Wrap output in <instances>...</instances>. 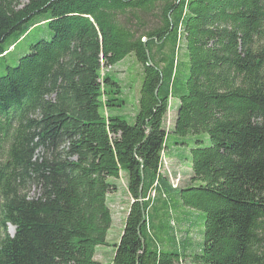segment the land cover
I'll return each mask as SVG.
<instances>
[{"label": "trees", "instance_id": "obj_1", "mask_svg": "<svg viewBox=\"0 0 264 264\" xmlns=\"http://www.w3.org/2000/svg\"><path fill=\"white\" fill-rule=\"evenodd\" d=\"M130 55L132 123L110 70ZM0 69V264H104L121 171L111 264H264V0H0ZM175 98L170 131L208 138L181 188L162 172Z\"/></svg>", "mask_w": 264, "mask_h": 264}, {"label": "rangeland", "instance_id": "obj_2", "mask_svg": "<svg viewBox=\"0 0 264 264\" xmlns=\"http://www.w3.org/2000/svg\"><path fill=\"white\" fill-rule=\"evenodd\" d=\"M27 2V0H22ZM36 33H31L29 38L21 43V48L7 57L9 64L14 66L17 63V58L29 50V44L36 40ZM111 73L115 78L122 82L120 95L122 97V109L116 108L118 113L125 116L128 122L134 121L133 114L137 109L140 66L137 64L133 56L126 57L123 61L115 64L111 69ZM5 74V70L0 69V76ZM118 96V97H119ZM178 99L171 100L167 115L165 118V126L168 132L167 147L162 154V172L165 173L172 187L181 188L189 183L191 178V169L189 164V149L199 145L198 140L203 142L200 145L208 143L207 134L201 132L198 134L177 135L170 131L174 126L176 117V107ZM113 108H111L112 110ZM117 112V111H116ZM125 176L126 172L124 171ZM111 182L116 184V191L108 194L107 202L111 211L112 222L107 231L106 241L107 245H99L96 247L95 258L102 261L104 264H111L114 254V244L119 241L122 233L124 217L127 213L130 196L126 188V179L111 178ZM199 214L197 221H193L195 227L200 228L201 233L199 239L201 245L203 244V222L204 213L196 211ZM8 233L12 235L13 230L8 228ZM180 264H192L188 259L180 262Z\"/></svg>", "mask_w": 264, "mask_h": 264}, {"label": "crops", "instance_id": "obj_3", "mask_svg": "<svg viewBox=\"0 0 264 264\" xmlns=\"http://www.w3.org/2000/svg\"><path fill=\"white\" fill-rule=\"evenodd\" d=\"M119 178H121V179H123V178H125L126 179V176H125V173H124V171H121L120 172V177ZM107 197H108V195H107ZM131 201V200H130ZM130 201H129V203H130ZM128 210V209H127ZM127 214V213H126ZM125 217H126V215H125ZM125 217H124V219H125ZM100 261V260H99Z\"/></svg>", "mask_w": 264, "mask_h": 264}, {"label": "water", "instance_id": "obj_4", "mask_svg": "<svg viewBox=\"0 0 264 264\" xmlns=\"http://www.w3.org/2000/svg\"><path fill=\"white\" fill-rule=\"evenodd\" d=\"M13 228V227H12ZM13 232H14V228H13Z\"/></svg>", "mask_w": 264, "mask_h": 264}]
</instances>
